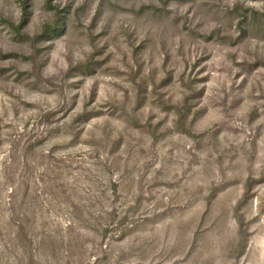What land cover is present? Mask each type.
<instances>
[{"label": "rangeland", "instance_id": "1", "mask_svg": "<svg viewBox=\"0 0 264 264\" xmlns=\"http://www.w3.org/2000/svg\"><path fill=\"white\" fill-rule=\"evenodd\" d=\"M0 264H264V0H0Z\"/></svg>", "mask_w": 264, "mask_h": 264}]
</instances>
